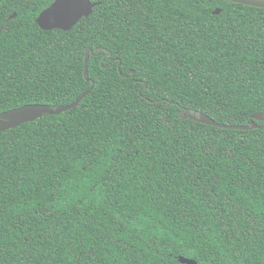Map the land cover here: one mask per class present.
<instances>
[{
    "label": "trees",
    "instance_id": "1",
    "mask_svg": "<svg viewBox=\"0 0 264 264\" xmlns=\"http://www.w3.org/2000/svg\"><path fill=\"white\" fill-rule=\"evenodd\" d=\"M53 1L0 2V113L94 87L0 132V264H264V128L182 109L264 111V8L92 0L44 30Z\"/></svg>",
    "mask_w": 264,
    "mask_h": 264
},
{
    "label": "water",
    "instance_id": "2",
    "mask_svg": "<svg viewBox=\"0 0 264 264\" xmlns=\"http://www.w3.org/2000/svg\"><path fill=\"white\" fill-rule=\"evenodd\" d=\"M1 1L2 0H0V2ZM228 1L264 8V0ZM98 4L99 2H95L92 0H54L47 8L40 12L37 17V23L44 30L62 29L68 31L71 30L83 17L90 16L93 12L94 7ZM221 10V8H217L214 13L219 14ZM15 15L16 13H14L12 17H14ZM99 50H102V47H100ZM90 51V49L86 51L85 58V75L88 81H91V79L88 77V62ZM130 73L134 77L135 70H130ZM93 87L94 82L92 81L91 87L81 93L72 103L58 105L57 107H52L49 104L42 103L25 104L23 106L1 112L0 132L17 127L25 122L34 121L42 117L44 114H60L63 111L73 109L77 107L81 100L91 92ZM182 109L185 117L222 128L241 130L264 128V124L258 123V121L264 122V111L254 114V120L248 125H234L220 123L202 111H192L188 107H182ZM179 260L180 262L185 264H199L196 259L185 257L182 255L179 256Z\"/></svg>",
    "mask_w": 264,
    "mask_h": 264
}]
</instances>
